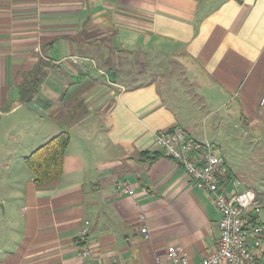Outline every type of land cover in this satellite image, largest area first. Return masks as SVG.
<instances>
[{
	"label": "crops",
	"instance_id": "obj_1",
	"mask_svg": "<svg viewBox=\"0 0 264 264\" xmlns=\"http://www.w3.org/2000/svg\"><path fill=\"white\" fill-rule=\"evenodd\" d=\"M203 109H228L264 152V0H0V136L17 154L0 175V264H172L171 247L197 264L217 251L212 198L154 140L182 128L215 146L191 128ZM61 133L62 173L39 186L25 161ZM216 150L226 191L264 204V182L245 186ZM249 224L264 227V210Z\"/></svg>",
	"mask_w": 264,
	"mask_h": 264
},
{
	"label": "built area",
	"instance_id": "obj_2",
	"mask_svg": "<svg viewBox=\"0 0 264 264\" xmlns=\"http://www.w3.org/2000/svg\"><path fill=\"white\" fill-rule=\"evenodd\" d=\"M154 140L164 155L182 166L194 185L212 198L221 216L218 250L197 264H264L249 247L251 240L259 247V238L264 230L261 225L249 224L251 216L259 218L264 210V204L259 201L257 193L252 189L232 193L226 191V164L209 141L198 142L190 138L182 128L157 132ZM119 189L122 194L135 195L134 189L126 181L120 184ZM142 233L147 234V229H143ZM88 239V229L82 230L78 246L84 258L91 256ZM168 256L172 264H190L183 251L175 247L169 248Z\"/></svg>",
	"mask_w": 264,
	"mask_h": 264
},
{
	"label": "rangeland",
	"instance_id": "obj_3",
	"mask_svg": "<svg viewBox=\"0 0 264 264\" xmlns=\"http://www.w3.org/2000/svg\"><path fill=\"white\" fill-rule=\"evenodd\" d=\"M150 72L157 70L155 62L152 58H149ZM165 60L162 61L164 66ZM136 74V71H135ZM129 83L135 81L134 75L126 78ZM149 77H144V81H149ZM165 91L171 94V89L168 84L165 86ZM210 110V109H209ZM209 110H202L198 116L194 119L196 125H192L191 128L196 129L202 133L206 132L208 140H212L216 145L215 147L220 150L221 155L225 158L227 163L232 169L237 172H242L246 178L245 186L251 185L255 190H261L262 183L264 182V152L258 149V155L255 156L257 146L253 141H240L243 132V125L239 122V117L231 114L229 118H225L228 109L213 114L214 117H207ZM225 121V124L222 123ZM200 122V123H199ZM215 122V123H214ZM6 136H0V175L5 170V166H9L11 162L17 159V154ZM203 137V136H202ZM29 156V155H28ZM5 173H8L6 171ZM257 177H261V180L256 181ZM255 179V180H254ZM1 184V183H0ZM264 185V184H263ZM246 189V188H245ZM243 190V189H242ZM241 190V191H242ZM1 195V192H0ZM4 207L0 204V222H5Z\"/></svg>",
	"mask_w": 264,
	"mask_h": 264
},
{
	"label": "trees",
	"instance_id": "obj_4",
	"mask_svg": "<svg viewBox=\"0 0 264 264\" xmlns=\"http://www.w3.org/2000/svg\"><path fill=\"white\" fill-rule=\"evenodd\" d=\"M70 141L68 133H61L26 159L27 166L35 174L37 185L51 184L60 177L63 159Z\"/></svg>",
	"mask_w": 264,
	"mask_h": 264
}]
</instances>
